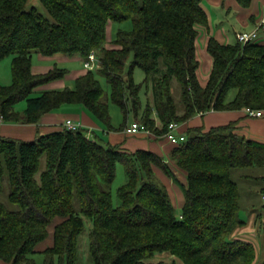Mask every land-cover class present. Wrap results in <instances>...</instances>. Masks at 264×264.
Wrapping results in <instances>:
<instances>
[{"label":"trees","instance_id":"1","mask_svg":"<svg viewBox=\"0 0 264 264\" xmlns=\"http://www.w3.org/2000/svg\"><path fill=\"white\" fill-rule=\"evenodd\" d=\"M204 1L40 0L41 11L28 7L29 0H0V58L13 56L11 83L0 82V121L37 123L63 105L82 104L113 129L99 76L109 82L111 100L123 113L121 126L133 115L158 136L199 112L263 109L264 41L222 43L211 36L207 50L213 66L207 83H200L197 25L209 23ZM237 1L243 7L252 2ZM125 21L131 28L119 29L111 40L115 46L107 47L109 23ZM93 51L101 67L78 77L74 88L32 95L68 72L54 67L33 73L34 53L86 59ZM136 67L145 73L143 83L134 80ZM173 80L180 87L181 110ZM144 84L148 98L142 108ZM21 100H26L23 111L15 107ZM235 130V122L189 128L171 152L173 163L150 150L105 144L84 128L64 127L32 141L0 135V194L8 180L13 206L0 201V260L79 264L80 236L88 221L92 264H164L150 259L165 251L186 264H253L254 244L230 238L244 223L239 219L242 194L232 173L264 169V142ZM119 162L127 181L117 191L120 205L114 206L110 186ZM174 166L187 180L179 216L157 171L177 183ZM49 236L52 244L38 249ZM36 254L45 255L42 263Z\"/></svg>","mask_w":264,"mask_h":264},{"label":"rangeland","instance_id":"2","mask_svg":"<svg viewBox=\"0 0 264 264\" xmlns=\"http://www.w3.org/2000/svg\"><path fill=\"white\" fill-rule=\"evenodd\" d=\"M221 1H224L226 3L225 8H223L221 5L217 8H215L214 6H216L217 4L213 3L211 0H206L202 4H203L205 9L206 8L210 9L209 11L213 17V23L211 24L212 29L215 31L217 29H222L225 33V36H226L225 41H227L229 43H235L237 41V36H236L237 32H239L243 29H248V28H246L247 26L245 27L243 25L242 21L239 20V18L237 16L240 9L243 6L241 5L242 7H240L239 3L235 0H221ZM232 5H234V6H232ZM32 6H36L41 11H45V8H43V6L41 5L40 0H29L28 7H32ZM229 7H232V8H231L230 12L228 13L227 8H229ZM263 11H264V8H262V10L256 14L258 18L261 19L264 16V15L262 16ZM260 19H259V22H260ZM131 25L132 24L130 21H125V22H121V23L110 22L108 25V34H107L108 37H107L106 45L108 43H110V41H111L110 39L115 38L116 33L118 32L119 29H130ZM248 26H249V28L252 27L251 24H249ZM197 29H198V37H197L198 50H200L204 46V39H206V36H207V29L203 25H197ZM254 29H252V30H254ZM252 30H249V31H252ZM263 39H264V31H260V36L257 40L263 41ZM93 52L96 54L95 51H93ZM39 57H40L39 54L34 53L33 54V62L36 63L38 61ZM12 59H13V56H6L3 58H0V82L3 84H9L12 81V75H11ZM131 61H132V55L130 56V58L127 61V67L130 65ZM43 63H46V64L49 63L50 65H57L56 67L67 68L69 70L72 69L73 67H75L74 64H72L70 62H60V61H57V59L49 60L48 62H46L44 60ZM83 65H84V61H83ZM93 70H97V69H93ZM133 76H134V80L136 83H143L144 82L145 73H144L142 68L136 67L134 69ZM99 80L101 82L103 89L105 90L104 99H106L108 101L109 106H110V114L112 117V124L115 127L119 128V125L123 122V118H124L123 113L120 110L119 106L111 100V97H110L111 86H110L109 82L103 76H99ZM66 85H67L66 87L74 88L75 87V81L74 80H71V81L67 80ZM172 88H173L175 99L178 102L179 109L181 110L182 106H181V103L179 102V100H180L179 88L180 87H179V84L176 80H173ZM43 91H45V90L39 89L37 87L34 90V92L32 93V95L33 96L40 95ZM140 95H141V99H142V108H144V106L147 102V98H148L147 86L145 84L142 87ZM234 95H235V91H232L230 93V98H233ZM15 107L17 109L25 108L26 107V100L19 101L15 105ZM210 111H217V110L212 109ZM206 113H200L199 112L196 115H198V114L204 115ZM249 117H251V116H249ZM130 118H134L133 115ZM251 118H261V117H251ZM173 123H176V122H173ZM180 124H182V123H177L176 129H177L178 133H181V132H179V125ZM103 126H105V129H107L106 125L103 124ZM127 126L128 125H126V127ZM125 131H126V128H125ZM144 131L148 132L150 135H152L154 137H158V135L150 129H147ZM96 133H98L99 135H101V137H104L105 140H107L106 136H104L105 133H103V131H101V132L96 131ZM166 133L163 135V137H165L170 142H172L168 138V136H166ZM183 134H185V133H183ZM94 136H95V134L91 131L90 137L95 138ZM99 139H101V138H99ZM105 140H102V141H104V143L106 144L107 142ZM169 160L173 163L171 155L169 157ZM173 171L177 175L179 182L175 183L176 186L173 187V192H172L170 187H169V189H170L173 204H174L175 209H176V213L179 216L181 214L182 206H183V204H182V197H183V195H182L183 194L182 183L186 185L187 180H186V174L180 168L174 166ZM232 174H233V178L239 183L240 191L242 194L241 195L242 198H241V209L239 212V219L244 221V223L235 229V231L230 236V238L232 240L243 239V240L251 241L254 244V246L256 248V252H257L256 253V259H255L253 264H262L264 262V191L262 190V188L264 187V179H262L261 177L264 176V169H260V168H256V167L248 168V169H236V170H234V172ZM158 175H159L160 179L162 180V182H164L166 184L164 177H162V174L158 173ZM171 180H172V178H171ZM126 181H127V174H126L125 168H124L123 164L121 162H119L118 166H117L116 177L110 186L111 191H112V199H113L114 206L120 205V199L118 197L117 191H118V188L121 185H123ZM9 188H10L9 182H8V180H6L5 190L3 193L0 194V201L8 204V206L10 205V207H11L12 204L9 202L8 197H7L8 193H9ZM177 190H178V192H177ZM86 224H87L86 231L80 236V243H79L80 260H79V264H92L90 259H89V250H88L89 249V230L88 229L90 228L91 223L87 221ZM53 229L54 228L52 226H50L49 232L53 233ZM51 244H52V237L49 236L46 239V241H44L43 243H41V245L38 246V249L42 250L46 246H49ZM34 257L38 263H42L44 261L45 255L36 254ZM150 260L153 262H163L164 264H186L184 262V260L181 259L179 256L172 254L168 251L156 252ZM0 264H11V263L4 262V261L0 260Z\"/></svg>","mask_w":264,"mask_h":264},{"label":"crops","instance_id":"3","mask_svg":"<svg viewBox=\"0 0 264 264\" xmlns=\"http://www.w3.org/2000/svg\"><path fill=\"white\" fill-rule=\"evenodd\" d=\"M206 1V0H205ZM213 3L217 4L214 6L215 8L220 5L225 8L226 3L221 0H211ZM237 1V0H235ZM238 2V1H237ZM203 6V4H202ZM234 6V5H232ZM240 7H242L239 4ZM204 8V6H203ZM232 7L227 8V12L229 13ZM264 8V0H252L250 6L242 7L238 13L239 20L242 21L243 25L248 29H243L244 31L252 30L256 27L257 22L260 18L257 17V13ZM205 9V8H204ZM209 23L208 26H205L207 29V36L204 39V46L198 50V42H197V56L200 61V67L198 69V78L202 85H205L209 79L212 66H213V57L207 50V44L211 36H214L222 43H229L226 40L225 33L222 29H217L216 31L212 29L213 17L210 13V9H205ZM264 15V11L262 16ZM261 16V17H262ZM249 24L252 25L249 28ZM241 30V31H243ZM237 32V31H236ZM112 40V39H110ZM264 41V39H263ZM115 45L110 41L107 44V47H114ZM40 55L38 61L36 63L33 62L32 56V71L35 74H43L57 65H50L49 63H43L45 60L48 62L49 60L57 59L60 62H70L74 64L75 67L72 69H67L68 72L64 78L53 80L51 82L42 84L38 86L39 89L42 90H52V89H63L65 88L66 81L74 80L88 72V69L84 67L83 61L84 58L81 55H67L64 53H55L52 55H44L41 53H37ZM10 84V83H9ZM37 88V87H36ZM35 88V89H36ZM34 89V90H35ZM23 109H18L23 111ZM71 119L75 122L81 123L82 128H84L87 134L90 136L91 131L95 134V138H101V140H105L104 137H101L97 132L103 131L106 136L105 140L107 143L113 145H119L121 148L127 151H136L138 149H146L153 151L162 157L166 161H170L169 157L171 152L176 144L170 142L163 136L154 137L150 135L146 131H140L136 134H130L125 131L126 125L131 124L134 121H138L135 118H130L126 124L119 125V128L115 127L113 129H105L102 122L95 117V115L84 105L82 104H66L62 107L55 109L51 112L46 113L39 122L37 123H22V122H4L0 121V135L6 137H13L17 139H22L26 141L35 140L39 135L48 134L57 130H60L65 127L66 120ZM230 122L236 123V132L244 135L250 139L264 142V118H251L247 115L245 109L241 110H223V111H209L204 115L198 114L188 120L185 123L179 125V132L185 133L186 130L193 127H203L208 130L215 126L226 125ZM92 135V134H91ZM158 173L162 174L165 182L171 188L173 192V187L176 186L175 182L163 172L157 170ZM170 192V189H169ZM178 192V190H177ZM171 194V193H170ZM183 195V194H182ZM184 201V196L182 197V204Z\"/></svg>","mask_w":264,"mask_h":264},{"label":"built area","instance_id":"4","mask_svg":"<svg viewBox=\"0 0 264 264\" xmlns=\"http://www.w3.org/2000/svg\"><path fill=\"white\" fill-rule=\"evenodd\" d=\"M260 31H264V16L258 21L256 27L252 31H239L237 32L236 36L237 39L246 44L248 42L255 41L260 36ZM101 61L99 60L98 56L92 52L88 58L84 59V67L88 70H93L100 68ZM246 113L248 116L251 117H264V109H256V108H246ZM65 127L72 130H78L82 128V124L75 122L71 119L66 120ZM177 123H171L169 126V130L166 133V136L174 142L179 143L185 140V134L177 132ZM148 128L145 127L141 122L134 121L126 127V132L130 134H136L140 131L147 130ZM149 131V130H148Z\"/></svg>","mask_w":264,"mask_h":264}]
</instances>
